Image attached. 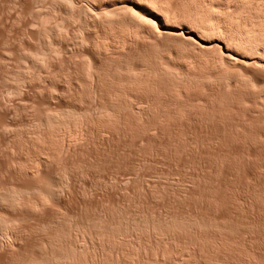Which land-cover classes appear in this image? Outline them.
<instances>
[{
  "label": "rangeland",
  "instance_id": "rangeland-1",
  "mask_svg": "<svg viewBox=\"0 0 264 264\" xmlns=\"http://www.w3.org/2000/svg\"><path fill=\"white\" fill-rule=\"evenodd\" d=\"M54 1L0 0V189L30 183V179L16 174L14 168L28 158L40 157L42 152L34 135L43 113L67 108L87 110L101 105L102 102H90L86 90L84 94L75 93L77 79L79 82L85 78H76L80 76L77 68L83 56L88 57L94 66V63L100 65L99 68L102 65L103 69L113 63L132 64L138 53L160 47L167 39L155 40L140 35L132 38L126 48L121 47L95 59L87 42L95 33L82 30V22L77 18L82 5L87 4L85 0L75 2L74 9L68 14L70 20L66 17L67 9ZM187 2L157 0L169 16L184 11L182 16L179 12V20L186 16L184 7ZM34 8H42L47 13L45 15L50 13L49 18L40 23L34 21ZM176 16L174 19L179 21ZM169 20L166 22L172 23ZM179 22L177 26L187 32L189 25L186 26L184 20ZM55 23L61 28L59 33L63 32L60 36L63 40L60 38L58 49L54 47L46 51L44 58L50 59V64L35 67L32 55L39 46V32ZM69 48H72L71 54ZM55 51H59V54L56 52L58 56L54 55ZM168 64V60L162 59L158 67L167 68ZM132 67L136 68V65ZM70 78H74V83ZM199 90L187 99L174 100L173 104L185 112H202L200 117L198 115L201 119H186V116L185 119H156L166 101L151 103L144 99L146 103L143 104L151 111L150 119H118L109 124L98 122L101 124L98 130L85 132L82 135L85 139L81 137L82 142L78 140L75 149L72 150L73 145L67 152L63 151L64 154H52L53 157L59 156L51 157L49 166L42 170L43 175L48 177L52 170L65 163L76 165L74 169L77 171L71 174L74 176H70L63 198L57 202L49 201L42 212L40 210L41 213L34 216L31 225L77 214L93 217L102 207L128 211V216L136 212L155 218L198 217L223 223L228 228L214 233L207 227L195 230L179 227L181 230L175 229L173 233L132 235L127 246L140 245L141 250L130 257L132 260L129 258L134 262L131 264H264V119H249L248 113L228 111L225 106L226 99H229L228 90L213 95L209 90ZM73 94L80 95L83 102ZM206 98H215L216 103L212 100V107L210 103L208 105L210 110L203 111L205 108L197 103H203ZM217 104L219 108L214 109ZM217 110H222V114L219 112L218 116ZM94 121L87 120L91 126L98 125ZM99 130L102 135L97 132ZM36 236L33 237L36 240L29 238L28 243L39 241L40 236ZM128 261L125 263L130 264Z\"/></svg>",
  "mask_w": 264,
  "mask_h": 264
},
{
  "label": "bare ground",
  "instance_id": "bare-ground-1",
  "mask_svg": "<svg viewBox=\"0 0 264 264\" xmlns=\"http://www.w3.org/2000/svg\"><path fill=\"white\" fill-rule=\"evenodd\" d=\"M34 1L37 2V0ZM76 1L55 0L54 2L62 4L64 9H67H65L68 12L66 17L70 20L71 16L68 14ZM85 2L87 4L82 5L77 18L82 22V30L95 33L89 41L85 40L90 46L91 56L95 59L96 56L99 58L100 55H107L111 51L125 47L127 43H131L129 41L132 38L140 35L151 36L155 40L160 37L167 39L160 47L138 53L132 63L136 65V68L132 67L131 62L113 63L114 65L111 62L108 68L103 69L102 65L99 68L100 65L96 66L97 63H94V66L88 57L87 59L85 56L82 57L77 68L80 76L76 78L83 79L82 76H85V80L78 82L80 79H77V91H79L75 93L84 94L86 90L90 102L102 103L87 110L73 108L47 110L36 124L37 133L34 135V140L39 143L36 145H39L42 153L38 158H28L20 163L17 161L19 163L16 166L17 169L14 168L16 174L30 179V183L0 189V210H2L0 211V261L3 262L2 264H121L122 262L126 264L125 261L141 250L140 245L137 247L131 245V248L127 246L128 238L132 235L138 236L145 232L167 234L170 231L173 233L175 229L181 230L182 227L193 228V230L207 227L214 233H220L227 227L223 223L217 224L210 222L212 220L205 221L203 218L188 216L179 219L173 216L148 217L139 214L140 212L137 215L134 209L131 210L132 213L134 212L132 216H128V211L102 207L93 217L77 214V216H64L42 224L35 221L37 223L35 225H31V220L40 210L42 212L49 201L60 200L70 184L68 180L71 174L77 171L76 168L74 169L76 165L65 163L52 170L48 177L43 175L42 170L49 166L51 157L59 156L53 157L52 154L67 152L75 143L78 144L81 141L80 138L85 132L92 133L98 130L101 122L109 124L119 121L118 119L123 121L124 119H150L151 111L143 104L146 100L151 103L155 100L167 102L163 106V111L157 113L156 119H183V117L185 119V116L186 119H198L202 112H185L186 110L182 107H175L173 101L180 97L187 99L191 94H196L199 89V91L209 90L212 95L214 92L228 90L229 99L225 98L226 105L224 104L229 108L228 111H233L234 114L240 111L244 114L248 113L249 119H264V0H188L187 4H184L186 16L182 17V20L178 19L180 16L178 14L180 12L182 16L184 11H179L178 14L175 12L180 22L176 21L171 13L169 16L166 10L163 11V7L158 5L157 0H85ZM55 4L53 6H56ZM32 13L34 21L39 23L44 19L47 20L50 14L45 15L46 12L42 8H34ZM168 20L172 23H167ZM183 20L186 26H190L187 27V32L177 26L178 22L181 23ZM60 29L55 23L39 32V46L33 55L29 54L32 55L35 67L37 65L38 68L39 65L45 67L51 62L50 59L48 61L44 58L45 53L57 47L60 38L61 41L63 40V37H60L63 35V32L59 33ZM71 49L69 48V52ZM56 52L59 54V51L54 52V55L58 56ZM162 59L168 60L167 68L158 67ZM72 72L76 71L72 70ZM70 79L74 83L72 80L74 78ZM71 92L74 93V91ZM73 95L80 98V95ZM73 97L70 96V98ZM208 99L206 98L207 101L201 104L197 103L202 109L205 108L203 111L210 110L208 105L214 101L213 98ZM79 100L82 101V98ZM218 100L219 103L222 101ZM220 105L222 106V103ZM220 105L217 104L214 109ZM219 112L217 110L218 116ZM230 115L233 114L230 112ZM86 119H94V122L100 123L96 125L97 127L93 126L94 124L91 126ZM97 132L102 133L100 130ZM27 154L26 156H30ZM21 177L18 176L19 179ZM36 235L40 236L39 241L28 243L29 238L32 237L34 240ZM138 259L139 257L137 262ZM128 262L134 263L130 260Z\"/></svg>",
  "mask_w": 264,
  "mask_h": 264
}]
</instances>
